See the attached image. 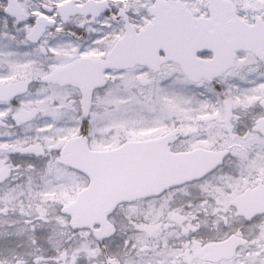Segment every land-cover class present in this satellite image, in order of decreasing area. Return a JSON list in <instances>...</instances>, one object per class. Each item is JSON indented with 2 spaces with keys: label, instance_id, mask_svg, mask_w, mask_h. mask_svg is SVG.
I'll use <instances>...</instances> for the list:
<instances>
[{
  "label": "snow or ice",
  "instance_id": "1",
  "mask_svg": "<svg viewBox=\"0 0 264 264\" xmlns=\"http://www.w3.org/2000/svg\"><path fill=\"white\" fill-rule=\"evenodd\" d=\"M0 264H264V0H0Z\"/></svg>",
  "mask_w": 264,
  "mask_h": 264
}]
</instances>
